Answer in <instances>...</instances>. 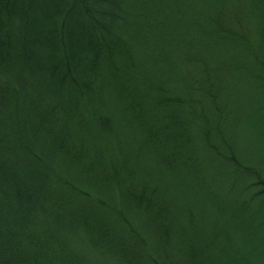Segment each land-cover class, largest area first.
Returning <instances> with one entry per match:
<instances>
[{"label": "trees", "instance_id": "16d2710c", "mask_svg": "<svg viewBox=\"0 0 264 264\" xmlns=\"http://www.w3.org/2000/svg\"><path fill=\"white\" fill-rule=\"evenodd\" d=\"M0 264H264V0H0Z\"/></svg>", "mask_w": 264, "mask_h": 264}]
</instances>
